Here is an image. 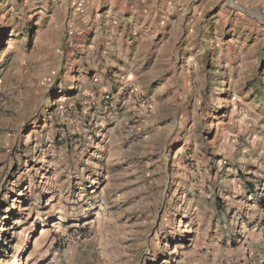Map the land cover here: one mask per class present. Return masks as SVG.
I'll return each mask as SVG.
<instances>
[{"label":"rangeland","instance_id":"rangeland-1","mask_svg":"<svg viewBox=\"0 0 264 264\" xmlns=\"http://www.w3.org/2000/svg\"><path fill=\"white\" fill-rule=\"evenodd\" d=\"M256 223L264 0H0V264H253Z\"/></svg>","mask_w":264,"mask_h":264},{"label":"crops","instance_id":"crops-1","mask_svg":"<svg viewBox=\"0 0 264 264\" xmlns=\"http://www.w3.org/2000/svg\"><path fill=\"white\" fill-rule=\"evenodd\" d=\"M119 2H121V1H119ZM119 4H121V3H119ZM123 5H125V4H123ZM126 21H130V19L126 18ZM132 28L134 29V28H136V26L133 25ZM257 228H259L258 229L259 231L254 233V229L257 230ZM251 229H252V227H251ZM254 229H252L253 233L251 232L252 234L251 233L247 234L246 238L237 239V241H236L237 247H234V250H235L234 253L236 256L235 261H237L239 259V257H241V256H247V255L252 254V253H255V254L260 253L259 255L264 258V225L262 224L259 227L258 224L256 223ZM230 240H232V239H230ZM259 245H260V247H259ZM257 248H258L259 252L256 251Z\"/></svg>","mask_w":264,"mask_h":264},{"label":"built area","instance_id":"built-area-1","mask_svg":"<svg viewBox=\"0 0 264 264\" xmlns=\"http://www.w3.org/2000/svg\"><path fill=\"white\" fill-rule=\"evenodd\" d=\"M108 97H109V96L106 95V98H108ZM253 264H264V258H263V257H260V258L258 259V261L254 262Z\"/></svg>","mask_w":264,"mask_h":264},{"label":"trees","instance_id":"trees-1","mask_svg":"<svg viewBox=\"0 0 264 264\" xmlns=\"http://www.w3.org/2000/svg\"><path fill=\"white\" fill-rule=\"evenodd\" d=\"M29 34H25L24 37H27Z\"/></svg>","mask_w":264,"mask_h":264}]
</instances>
